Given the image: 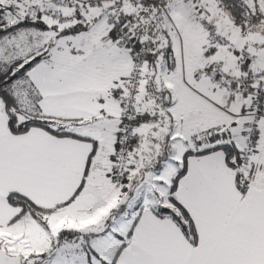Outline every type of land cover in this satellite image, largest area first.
I'll list each match as a JSON object with an SVG mask.
<instances>
[{
  "label": "snow or ice",
  "instance_id": "6c2138e0",
  "mask_svg": "<svg viewBox=\"0 0 264 264\" xmlns=\"http://www.w3.org/2000/svg\"><path fill=\"white\" fill-rule=\"evenodd\" d=\"M0 264H264V0H0Z\"/></svg>",
  "mask_w": 264,
  "mask_h": 264
}]
</instances>
